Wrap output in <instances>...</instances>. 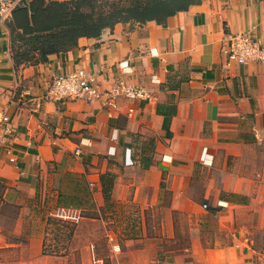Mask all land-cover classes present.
Here are the masks:
<instances>
[{
  "label": "crops",
  "instance_id": "0c3cea01",
  "mask_svg": "<svg viewBox=\"0 0 264 264\" xmlns=\"http://www.w3.org/2000/svg\"><path fill=\"white\" fill-rule=\"evenodd\" d=\"M247 31L264 44V0H197L165 24L119 23L81 37L76 48L18 74L0 22V112L9 116L0 123L4 198L19 206L20 192L34 191L40 173L46 186L48 164L64 160L100 194L101 175L112 176L110 200L135 205L134 237L145 246L156 250L175 238L180 216L201 212L199 231L213 236L212 248L244 261L253 251L248 234L264 231V60L240 64L226 49ZM80 68L91 75L94 96L42 98L54 77ZM131 85L149 97L127 98ZM66 127L75 150L53 137ZM101 143L107 165L89 176V155L75 152ZM15 218L0 212L1 237ZM110 234L123 240L119 228Z\"/></svg>",
  "mask_w": 264,
  "mask_h": 264
},
{
  "label": "rangeland",
  "instance_id": "374dc122",
  "mask_svg": "<svg viewBox=\"0 0 264 264\" xmlns=\"http://www.w3.org/2000/svg\"><path fill=\"white\" fill-rule=\"evenodd\" d=\"M32 1L26 0L22 7L35 10L38 21L44 24L48 20L46 16L54 12V8L46 6L52 1L69 0H45V7ZM104 1L100 0V3ZM17 16L20 14H12L4 21L12 55L25 47L20 40L11 42V26L17 24ZM38 64L20 65L16 71L19 74L23 68ZM23 84L28 83L23 81L20 87ZM67 133L66 127L61 134H53V137L60 138L63 146L68 145L75 150L79 142ZM83 148L81 153L77 151L75 154L89 155L88 161L84 159L87 175H100L107 165V144L105 147L102 143L96 144L92 151ZM48 168L46 186H42L44 177L40 173L34 191L26 189L20 192L19 206L9 203L3 196L5 189H0V212L16 216L13 224H7L9 228L5 229L4 236H0V264H95V259L103 264H264V231L248 234L249 247L253 251L243 256V261L219 246L212 248L215 242L213 236L206 237L199 231V220L204 219L201 212L192 214V218L180 216L175 238L160 240L156 250L145 246L134 237L138 231V216L132 215L133 211H138L135 205L111 202L109 197L100 194L96 186L89 184L84 174L71 173L64 160L50 162ZM260 195L264 210L263 188ZM59 206L81 209L82 220L73 224L56 220L51 213ZM114 227L121 230L123 242L110 238V230Z\"/></svg>",
  "mask_w": 264,
  "mask_h": 264
},
{
  "label": "trees",
  "instance_id": "16d2710c",
  "mask_svg": "<svg viewBox=\"0 0 264 264\" xmlns=\"http://www.w3.org/2000/svg\"><path fill=\"white\" fill-rule=\"evenodd\" d=\"M197 0H69L52 1L46 6L45 0H33L43 7L54 8L46 23H40L35 10L19 7L13 14L17 24L12 25L11 42L20 40L25 47L13 52L15 68L24 64L47 63L51 56L72 50L78 46L81 37H98L106 28H113L120 22L156 21L165 24L167 19L180 11L187 10ZM126 3V4H125ZM15 19V18H14ZM169 131V117L163 124ZM105 178H108L107 182ZM103 196L110 198L113 178L109 173L101 175ZM108 183V184H107Z\"/></svg>",
  "mask_w": 264,
  "mask_h": 264
},
{
  "label": "built area",
  "instance_id": "2783aa9c",
  "mask_svg": "<svg viewBox=\"0 0 264 264\" xmlns=\"http://www.w3.org/2000/svg\"><path fill=\"white\" fill-rule=\"evenodd\" d=\"M26 0H0V22L8 20L13 12L22 7ZM231 60H236L240 64H247L249 61L264 60V44L260 39L254 37L250 31L234 36L229 49H226ZM96 93L93 79L89 72L80 68L71 72L54 77L49 87L42 95L44 100L56 103L73 101L79 99H90ZM124 95L130 99H145L149 97L146 91L135 85L127 86ZM9 116L0 112V123H7ZM14 161V158H11ZM94 186V183H90ZM205 209L208 204H204ZM52 217L61 222L79 223L82 218V210L76 207L59 206L55 208ZM95 259V258H94ZM95 264H103L99 259L94 260Z\"/></svg>",
  "mask_w": 264,
  "mask_h": 264
}]
</instances>
